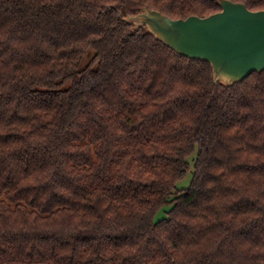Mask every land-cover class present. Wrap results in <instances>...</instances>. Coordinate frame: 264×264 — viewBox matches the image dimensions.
I'll list each match as a JSON object with an SVG mask.
<instances>
[{
    "label": "trees",
    "instance_id": "1",
    "mask_svg": "<svg viewBox=\"0 0 264 264\" xmlns=\"http://www.w3.org/2000/svg\"><path fill=\"white\" fill-rule=\"evenodd\" d=\"M144 7L220 9L0 0V264H264V70L215 82Z\"/></svg>",
    "mask_w": 264,
    "mask_h": 264
},
{
    "label": "water",
    "instance_id": "2",
    "mask_svg": "<svg viewBox=\"0 0 264 264\" xmlns=\"http://www.w3.org/2000/svg\"><path fill=\"white\" fill-rule=\"evenodd\" d=\"M220 9L206 16L171 18L144 7L123 20L144 27L177 53L207 61L215 82L232 85L250 73L264 70V9L217 0Z\"/></svg>",
    "mask_w": 264,
    "mask_h": 264
},
{
    "label": "rangeland",
    "instance_id": "3",
    "mask_svg": "<svg viewBox=\"0 0 264 264\" xmlns=\"http://www.w3.org/2000/svg\"><path fill=\"white\" fill-rule=\"evenodd\" d=\"M87 61V60H86ZM194 155H191L189 157V160H191V158L193 157ZM191 172H187V174L185 175V177H183L182 179L178 180L176 182V188H184V187H187L190 183V180H191ZM170 208V205H166L164 207H162L155 215V219H160L162 217H166V213L165 211L168 210Z\"/></svg>",
    "mask_w": 264,
    "mask_h": 264
}]
</instances>
